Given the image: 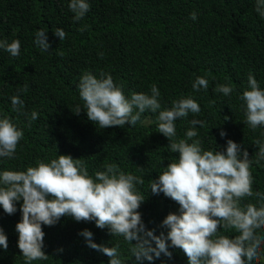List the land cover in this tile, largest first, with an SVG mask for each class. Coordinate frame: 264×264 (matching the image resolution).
Returning a JSON list of instances; mask_svg holds the SVG:
<instances>
[{"label": "trees", "instance_id": "1", "mask_svg": "<svg viewBox=\"0 0 264 264\" xmlns=\"http://www.w3.org/2000/svg\"><path fill=\"white\" fill-rule=\"evenodd\" d=\"M87 2L90 10L75 22L68 7L70 0H0V40H19L21 44L16 57L0 49V117H9L24 132L16 158H0V172L26 170L38 160L50 162L59 154L83 158L93 176L103 171L106 163H116L125 173L144 179L143 185H137L146 195L139 209L142 219L157 235L166 232L159 225L169 213L178 212L179 205L149 189L151 180L179 154L171 153L170 140L157 132L158 113L146 110L134 127L100 129L87 119L86 112L76 115L71 110L83 107L78 90L81 76L91 72L99 78L103 71L111 74L129 97L133 92L150 95L151 85L156 84L162 109L182 97H193L201 112L175 122L177 138H185L192 119L205 121L206 126H196V138L204 149L226 150L228 139L241 144L253 160V190L264 193V160L255 162L259 148L254 144L256 139L264 140V126L253 130L244 123L245 111L238 99L248 88L250 72L264 89V19L255 11L256 0ZM194 11L195 21L190 19ZM56 28L65 31L63 41L54 35ZM40 29L48 32L49 51L42 52L34 43ZM198 76L208 79L206 92L203 88L193 91ZM218 84H230L235 90L224 96L214 90ZM24 86L27 91L21 92ZM15 95L24 101L21 113L12 110L11 97ZM32 111L38 113V119L29 127L24 113L30 116ZM221 131L226 136L221 137ZM242 203L259 207L255 198ZM21 204L17 202L13 215L0 207V226L9 243L7 250L0 246V264H26L16 232L22 220ZM84 229L93 232L97 244H120L126 264H132L130 245L122 237H113L95 222H77L71 217L43 226V250L49 258L32 264H109L108 256L89 248L79 235ZM221 232L233 238L238 234L234 230ZM169 250L172 259L162 255L154 264H188L182 250ZM251 264H264V245L261 259Z\"/></svg>", "mask_w": 264, "mask_h": 264}, {"label": "clouds", "instance_id": "2", "mask_svg": "<svg viewBox=\"0 0 264 264\" xmlns=\"http://www.w3.org/2000/svg\"><path fill=\"white\" fill-rule=\"evenodd\" d=\"M74 13V21H80L90 10L87 0H70L68 5ZM255 11L264 19V0H256ZM190 19L195 21L194 11ZM81 31L84 28L80 29ZM60 41L66 38L62 28L53 30ZM48 32L40 29L35 34L34 43L42 51H49L51 45ZM20 41L8 43L0 40V49L11 56L20 54ZM103 58V53H99ZM248 88L238 97L245 111V124L255 130L264 126V89L250 72ZM208 79L198 76L193 91L201 88L206 92ZM83 107L71 109L76 115L86 112L87 119L100 129L130 124L134 127L146 110L157 115V132L170 140L167 145L171 153L178 157L167 164L157 179L151 180L152 194H163L179 205L178 212L169 213L159 225L167 231L156 234V229H148L139 209L146 200L137 185L144 179L132 173H125L116 163H106L103 171L89 174L83 158L58 155L50 162L38 160L36 166L26 170H4L0 172V207L4 213L17 212V202L22 201V220L16 225L18 248L26 264L47 260L44 252L46 233L43 226H53L62 217H71L77 222H95L97 228L108 229L113 237H122L129 245L132 264H154L163 255L172 259L171 248L182 250L188 264H251L261 259L264 245V193L253 190V160L247 149L228 139L226 150H205L197 139L196 126H206L200 119L190 121L192 127L185 138H177L176 121L201 112L200 104L191 96L175 100L170 108H163L160 90L151 85V94L133 92L127 96L111 74L100 72L99 78L85 72L78 84ZM217 93L230 96L234 87L218 84ZM27 91V86L20 89ZM12 110L21 113L24 101L19 95L11 97ZM28 116V126L38 119L32 111ZM225 120L229 117H224ZM221 137L226 132L221 131ZM264 136V133L261 134ZM24 132L9 117H0V158H16L17 148ZM258 146L256 163L264 160V140L256 139ZM246 198H255L253 203L244 204ZM235 231L230 237L221 232ZM89 248L110 258L109 264H126L120 251V244L108 247L97 244L93 232L84 229L79 233ZM135 242V243H133ZM170 242V244H169ZM0 246L7 250L8 237L0 226ZM58 251H63L59 249Z\"/></svg>", "mask_w": 264, "mask_h": 264}]
</instances>
